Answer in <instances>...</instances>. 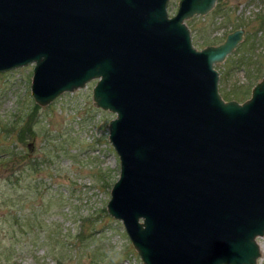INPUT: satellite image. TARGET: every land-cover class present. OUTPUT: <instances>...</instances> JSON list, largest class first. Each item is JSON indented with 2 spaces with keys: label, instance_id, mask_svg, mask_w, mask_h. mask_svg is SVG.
<instances>
[{
  "label": "water",
  "instance_id": "obj_1",
  "mask_svg": "<svg viewBox=\"0 0 264 264\" xmlns=\"http://www.w3.org/2000/svg\"><path fill=\"white\" fill-rule=\"evenodd\" d=\"M0 0V72L33 64L40 106L94 80L115 114L119 175L106 210L142 264H257L264 235V76L224 99L215 63L235 28L197 48L186 20L216 0Z\"/></svg>",
  "mask_w": 264,
  "mask_h": 264
},
{
  "label": "rangeland",
  "instance_id": "obj_2",
  "mask_svg": "<svg viewBox=\"0 0 264 264\" xmlns=\"http://www.w3.org/2000/svg\"><path fill=\"white\" fill-rule=\"evenodd\" d=\"M177 1H169L170 14ZM263 22L264 0H216L206 14L186 20L197 48L244 30L235 49L214 64L226 100H245L264 76ZM32 69L0 72V264H142L121 221L106 210L119 175L108 139L115 114L93 104L92 80L37 104L29 133ZM257 240V264H264V235Z\"/></svg>",
  "mask_w": 264,
  "mask_h": 264
},
{
  "label": "trees",
  "instance_id": "obj_3",
  "mask_svg": "<svg viewBox=\"0 0 264 264\" xmlns=\"http://www.w3.org/2000/svg\"><path fill=\"white\" fill-rule=\"evenodd\" d=\"M263 24H264V22H263ZM262 24V25H263ZM38 109H39V106L36 104V103H33L32 104V106H31V109H30V113H29V116H30V120L28 121V123H27V125L26 126H24V128L27 130V131H29V133H32V127H33V124H34V121H35V119H36V113H37V111H38ZM34 114V115H33ZM35 116V117H34ZM33 118H34V120H33ZM31 121H33L32 123H31ZM31 123V124H30ZM22 131H23V128L21 129V131H20V133L18 132V139L19 140H22V141H24L25 140V137L24 136H22ZM2 159V158H1Z\"/></svg>",
  "mask_w": 264,
  "mask_h": 264
},
{
  "label": "flooded vegetation",
  "instance_id": "obj_4",
  "mask_svg": "<svg viewBox=\"0 0 264 264\" xmlns=\"http://www.w3.org/2000/svg\"><path fill=\"white\" fill-rule=\"evenodd\" d=\"M177 2H178V1H177ZM168 3H169V1H168ZM168 3H167V11H168ZM168 14H169V16H170V15H172L173 13L170 14L169 11H168Z\"/></svg>",
  "mask_w": 264,
  "mask_h": 264
}]
</instances>
